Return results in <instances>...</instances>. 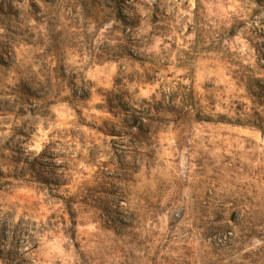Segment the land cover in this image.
Segmentation results:
<instances>
[{
    "label": "clouds",
    "instance_id": "obj_1",
    "mask_svg": "<svg viewBox=\"0 0 264 264\" xmlns=\"http://www.w3.org/2000/svg\"><path fill=\"white\" fill-rule=\"evenodd\" d=\"M0 264H264V0H0Z\"/></svg>",
    "mask_w": 264,
    "mask_h": 264
}]
</instances>
